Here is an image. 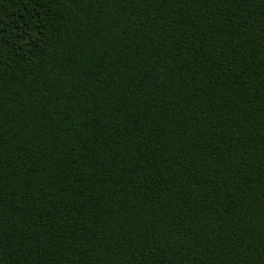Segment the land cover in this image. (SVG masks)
Segmentation results:
<instances>
[{"label": "trees", "instance_id": "16d2710c", "mask_svg": "<svg viewBox=\"0 0 264 264\" xmlns=\"http://www.w3.org/2000/svg\"><path fill=\"white\" fill-rule=\"evenodd\" d=\"M0 264H264V0H0Z\"/></svg>", "mask_w": 264, "mask_h": 264}]
</instances>
